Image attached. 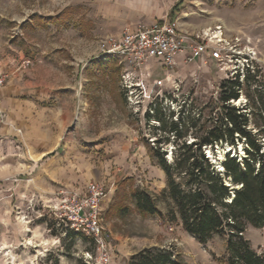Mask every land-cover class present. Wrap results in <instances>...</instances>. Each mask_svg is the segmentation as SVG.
<instances>
[{"label": "rangeland", "instance_id": "374dc122", "mask_svg": "<svg viewBox=\"0 0 264 264\" xmlns=\"http://www.w3.org/2000/svg\"><path fill=\"white\" fill-rule=\"evenodd\" d=\"M60 13L63 20L40 27ZM161 19L177 20L189 34L210 35L221 25L227 39H236L239 68L219 71L209 60L171 70L153 61L134 68L126 59L99 56L106 37ZM247 65L256 72L251 89H264V0H0L6 82L0 89V264H129L145 250L167 251L181 264H228L225 235L201 245L178 216L171 218L155 152L166 151L171 163L175 144L173 137L157 144L161 124L154 117L168 124L182 107L198 126L212 127L207 119L218 113L220 83L236 75L242 81ZM245 103L244 91L232 105ZM195 140L189 134L176 143ZM225 148L206 150L213 165L223 161ZM237 153L243 154L240 145ZM90 182L107 189L101 208L107 262L91 238L68 237L61 222ZM141 192L158 214L137 209ZM244 237L264 254L263 228L248 227Z\"/></svg>", "mask_w": 264, "mask_h": 264}, {"label": "trees", "instance_id": "16d2710c", "mask_svg": "<svg viewBox=\"0 0 264 264\" xmlns=\"http://www.w3.org/2000/svg\"><path fill=\"white\" fill-rule=\"evenodd\" d=\"M63 19L61 14L43 21L47 24ZM245 71L242 81L236 75L220 83L215 105L218 113L215 120L207 119L212 127L198 126L199 120L185 116L182 107L175 120L170 113L168 124L157 114L154 118L161 124L157 144L171 143L173 137L175 148L171 163L164 158L166 151L157 149L155 156L166 177L162 193L171 201L169 214L173 219L178 216L187 234L201 245L216 235H225L228 264H264V254H257L244 237L248 227L264 229V89H251L256 72L249 67ZM244 91L245 105H232ZM189 134L196 140L176 143ZM219 144L230 147L221 162L222 170L206 153L208 149L213 154ZM237 145L242 155L237 153ZM135 201L140 212L159 213L147 193H138ZM65 232L68 237L79 236L68 229ZM172 257L167 251L145 250L133 256L129 264H181Z\"/></svg>", "mask_w": 264, "mask_h": 264}, {"label": "built area", "instance_id": "2783aa9c", "mask_svg": "<svg viewBox=\"0 0 264 264\" xmlns=\"http://www.w3.org/2000/svg\"><path fill=\"white\" fill-rule=\"evenodd\" d=\"M233 40L226 38L221 25H216L210 35L205 31L189 34L180 29L177 20L163 19L151 25H137L132 30L127 29L118 38L106 37L99 43V56L126 59L134 68L144 67L153 61L171 70L178 64L187 66L199 63L206 66L209 60L219 71H227L229 68L236 70L239 68L240 54ZM243 63L247 64L246 58H243ZM5 84V77L0 76V89ZM106 196L104 185L90 182L82 197L70 209L65 207L68 211L61 213L64 227L77 235L91 238L103 262L108 260L102 240L101 218Z\"/></svg>", "mask_w": 264, "mask_h": 264}, {"label": "crops", "instance_id": "0c3cea01", "mask_svg": "<svg viewBox=\"0 0 264 264\" xmlns=\"http://www.w3.org/2000/svg\"><path fill=\"white\" fill-rule=\"evenodd\" d=\"M61 14H62V13H60L59 15H61ZM59 15H57V16H59ZM57 16H54V17H57ZM161 20H163V19H161ZM59 21H61V20H59ZM59 21H56L55 23H57V22H59ZM159 21H160V20H159ZM40 22H41V20H40ZM55 23L52 22V23H47V24H46V23L43 21V22L40 23V27H41V28H46V27L48 26V24H55ZM150 25H151V24H150Z\"/></svg>", "mask_w": 264, "mask_h": 264}, {"label": "bare ground", "instance_id": "6f19581e", "mask_svg": "<svg viewBox=\"0 0 264 264\" xmlns=\"http://www.w3.org/2000/svg\"><path fill=\"white\" fill-rule=\"evenodd\" d=\"M207 150V149H206ZM227 150L229 151L230 150V147H227ZM209 154H211L210 150H207ZM223 152H226L225 149H223ZM230 152V151H229ZM214 164H216L218 167L221 166V163L220 161L218 160H215L214 161ZM219 170H222V168H220Z\"/></svg>", "mask_w": 264, "mask_h": 264}, {"label": "water", "instance_id": "95a60500", "mask_svg": "<svg viewBox=\"0 0 264 264\" xmlns=\"http://www.w3.org/2000/svg\"><path fill=\"white\" fill-rule=\"evenodd\" d=\"M225 151H226V153H228L229 151H227V148H225ZM206 153H207V151H206ZM226 153H224V154H226ZM208 155V154H207ZM209 156V155H208ZM216 166V168H218V170L221 168V166H217V165H215Z\"/></svg>", "mask_w": 264, "mask_h": 264}]
</instances>
